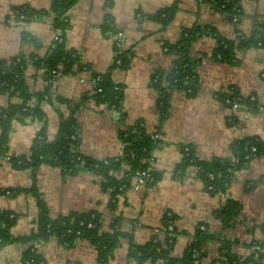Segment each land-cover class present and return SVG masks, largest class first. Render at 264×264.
<instances>
[{
  "label": "crops",
  "instance_id": "obj_1",
  "mask_svg": "<svg viewBox=\"0 0 264 264\" xmlns=\"http://www.w3.org/2000/svg\"><path fill=\"white\" fill-rule=\"evenodd\" d=\"M240 5L243 16L237 22L210 2L201 0H79L68 11L67 47L77 50L89 69L59 73L52 84L55 96L79 101L90 93L94 86L93 73L106 72L114 62L117 40L121 42L120 51L127 50L130 56L127 69L112 73L113 80L123 85L121 110L95 100L79 109V150L99 160L120 157L124 152L121 130L141 120L149 134H160L151 155L154 160L148 161L152 172L159 177L152 185L146 184L140 189L133 187L132 179L111 208V195L103 188L100 175L89 171L74 175L60 166L43 164L34 179L32 168L19 169L0 155V189L15 190L10 195H0V208L18 215L10 229L14 239L4 245L0 242V264H26L23 255L28 244L19 238L37 228L39 207L30 191L33 186L53 218L98 211L103 231H110L112 221L120 218L121 228L133 230L134 239L140 244L156 234L166 212H171L179 232L171 253L173 257H181L202 223L207 224L210 232L235 241L233 251L240 256L253 251L247 244L264 240V156L254 158L246 168L237 171L223 195L210 193L193 166L183 176L176 175L182 148L186 145L200 159L212 160L231 157L232 145L238 140L247 137L264 140V48L234 49L231 61L214 56L218 47L216 34L235 42L240 34L253 33L257 21L264 19V0H240ZM21 6L50 12L52 0H0V59L18 55L45 57L57 37L51 14L38 15L27 22L14 21L11 17L14 9ZM166 8L172 9V15L163 26L155 15ZM108 21L122 33L121 38L105 30ZM191 27H208V33L196 39L190 50L199 60L200 87L193 96L183 90L175 91L169 115L161 121L152 75L173 64L174 57L168 54L164 43L177 41L182 31ZM24 32L35 40H24ZM25 80L31 91H42L46 86L43 70L34 65L28 66ZM232 87L244 97L257 95L259 108L255 111L230 109L218 94ZM12 102L19 99L0 92V110ZM42 107L45 123L12 121L8 155L29 156L35 137L44 127L48 137L55 138L61 114L67 116L69 108L66 103L54 100L44 102ZM1 135L0 126V138ZM118 174L122 177L123 173ZM227 199L238 201L241 209L236 224L223 229L216 212ZM219 247L218 240L208 242L203 262L217 258ZM37 252L45 264H139L128 257L127 239L122 240L106 263L99 261L96 247L84 239L68 247L52 237L38 244Z\"/></svg>",
  "mask_w": 264,
  "mask_h": 264
},
{
  "label": "trees",
  "instance_id": "obj_2",
  "mask_svg": "<svg viewBox=\"0 0 264 264\" xmlns=\"http://www.w3.org/2000/svg\"><path fill=\"white\" fill-rule=\"evenodd\" d=\"M79 0H52L50 12L39 11L29 6H21L14 9L12 19L17 22H27L38 15H50L53 29L57 32V37L53 41L50 52L45 57L35 55H18L9 59H0V92L7 93L12 97H17L19 102H12L6 108L0 110V126L2 135L0 138V155L9 156L13 165L19 169L32 168L33 177L36 171L43 164L60 166L70 174H77L81 171H89L103 177V188L111 195L109 206L114 207L117 195L125 191L131 184L132 176L136 170H145L149 167L148 160L152 151L157 145V140L152 138L139 120L125 130H121L120 137L124 142V152L122 156L107 158L103 160L95 159L82 153L79 150L81 125L77 118L80 108L85 106L90 100H95L98 104L106 105L115 110H121L123 102V85L116 83L112 78V73L116 69H127L130 64L129 51H120L115 45L117 57L120 63L115 62L104 73H93L94 86L90 93L85 94L79 101L66 100L60 96H55L52 91V84L56 78L53 72L57 70L61 74L85 71L89 66L82 60L81 54L68 48L66 34L70 28L67 19L68 11ZM210 2L216 9L226 13L233 20L235 15L238 19L243 16L240 0H201ZM24 15V18H21ZM172 15V9L166 8L155 15L163 26H166ZM105 30L111 34H116V29L109 21L105 24ZM208 27H191L182 31L179 39L175 42H165L164 48L168 54L173 55V64L168 69L157 70L152 75V86L158 93L157 106L160 120L168 117L171 108V97L175 91L183 90L193 96L200 87L199 60L191 55L192 44L208 33ZM218 47L214 56H220L224 60H233L234 49L245 51L251 47L264 48V19L258 20L255 30L250 35L240 34L235 42H229L218 36ZM24 40H35L28 32L23 33ZM29 65H34L39 70H43V77L46 86L42 91H31L25 80V72ZM100 76L98 80L97 77ZM101 89V91H98ZM233 94L222 92L218 97L225 101L234 95L242 96L239 91L232 87ZM253 95V94H252ZM56 101L66 103L69 114H61V122L55 138L48 137L46 127L42 128L35 137L31 153L29 156L18 157L8 155L9 131L13 120L26 123L29 120L46 121V115L42 104L44 102ZM242 102L246 104L249 111L259 108L258 99L251 100V95L242 96ZM256 150L252 151L251 148ZM188 153H184L182 148V159L176 167V175L183 176L191 166L196 168L197 175L201 178L208 190L211 185L212 194L222 191L225 193L237 171L246 168L250 162L257 157L264 156V140L258 137H247L234 142L232 145L233 155L228 158H214L212 160L200 159L195 150L190 146ZM250 156L247 159V156ZM122 172V177L119 172ZM154 180L148 185H152L158 175L152 172ZM212 175V177H211ZM13 189H0V195ZM36 196L39 207L37 228L29 235L19 239L28 244L23 260L26 264H45L43 257L37 252V245L56 237L72 247L78 240H88L96 247L98 259L101 263H106L112 256L114 250L121 245L122 240H128V257L139 264H264V240H256L248 247L253 251L247 256H240L233 251L235 241L227 240L208 230L207 224H199L193 235L192 241L188 244L181 257L171 255L179 232L176 227L162 230L155 234L146 243L140 244L134 239L133 230H123L120 218H115L111 224L110 231L101 229V213L89 211L85 213H71L53 218L49 214V209L45 201L35 186L30 190ZM115 200V201H113ZM241 205L238 201L227 199L224 206L216 212V216L223 224V229H227L236 224ZM18 215L16 213L2 210L0 208V242L1 245L9 243L14 238L10 234V229L16 223ZM172 220H175L173 215ZM91 225V226H90ZM205 225L206 230L201 226ZM165 227V226H164ZM218 240L220 242L218 257L208 263H204L207 257L205 246L208 242Z\"/></svg>",
  "mask_w": 264,
  "mask_h": 264
},
{
  "label": "built area",
  "instance_id": "obj_3",
  "mask_svg": "<svg viewBox=\"0 0 264 264\" xmlns=\"http://www.w3.org/2000/svg\"><path fill=\"white\" fill-rule=\"evenodd\" d=\"M24 17H25L24 15H21V18H24ZM233 21H235V22L238 21V16H237V15H235V16L233 17ZM107 32L111 33L110 31H107ZM113 36H116V37L119 39V38H121L123 35H122V33H116V34H113ZM116 47H117L119 50L121 49V48H120V47H121V42H120L119 40H117V42H116ZM119 52H120V51H119ZM119 52H117V51L115 52L116 55H115L114 62L117 63V64H119V63L121 62V61H120V58L117 57V53H119ZM53 72H54L56 75H58L59 73H61V72H59V71H57V70H54ZM263 76H264V75H263ZM97 79L99 80V79H100V76H98ZM98 91H101V89H98ZM226 92H228V94H230V95L233 94V90H232L231 88H229ZM255 99H258L257 95H251V100H255ZM224 102H225V104H226L230 109H232V110H235V111H238V110L249 111V109H248V107L246 106V104L242 102V96H240V95H234V96H232V98H229V97H228ZM260 109H263V107L261 106ZM152 138H153L154 140H157L158 138H160V134H159V133H154V134L152 135ZM189 147H190L189 145L184 146V153H185V152H186V153L189 152V150H190ZM251 150H252V151H255L256 148H255V147H252ZM182 154H183V153H182ZM5 158H6L7 160H10V157H9V156H6ZM246 158L249 159L250 156L248 155ZM153 160H154V159H153V157L151 156L150 159H149L148 161H149V162H152ZM211 177H212V175H211ZM102 178H103V177H102ZM132 179H133V187H134L135 189H140V188L143 187L144 185H146V184L152 182V181L154 180V177H153V175H152V169H151V167L149 166V167H148L147 169H145V170H136V171L134 172L133 176H132ZM212 189H213V187L210 185V186L208 187V190L210 191V190H212ZM5 194L10 195L11 192H10L9 190H7ZM217 194H219V195H223L224 192L220 191V192H218ZM172 218H173V214H172L171 212H166V214L164 215L163 225H162L161 228H159V229L156 230V234H157V233H160L162 230H168L167 228H170V229H171V228L174 226V221L172 220ZM90 226H91V225H90ZM164 226H165V227H164ZM201 229H202V230H206L207 227H206L205 225H202V226H201ZM65 245H66V244H65Z\"/></svg>",
  "mask_w": 264,
  "mask_h": 264
}]
</instances>
